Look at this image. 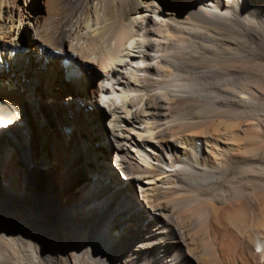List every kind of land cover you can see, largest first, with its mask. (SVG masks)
<instances>
[{
  "label": "bare ground",
  "instance_id": "6f19581e",
  "mask_svg": "<svg viewBox=\"0 0 264 264\" xmlns=\"http://www.w3.org/2000/svg\"><path fill=\"white\" fill-rule=\"evenodd\" d=\"M27 1L0 0V54L6 63L0 64V118L9 128L0 133V264H138V260L139 264H230L217 257L208 233L194 253L186 246L178 219H173L175 231L169 223V216L178 210L209 201L196 193L209 190L217 179L230 182L237 198L234 208L223 213L240 237H230V253L239 246L244 257L240 264L246 262V253L250 264H264V142L259 130L247 122L238 134L232 121L226 122V132L213 148L210 131L197 132L202 122H184L181 112H171L172 105L183 107L188 88L195 99L194 113L218 109L198 99L200 80H211L224 92L219 83L230 81H252L264 90V67L250 60L254 53L249 51V41L256 42L264 56V0H74L75 13L60 32H49L28 11ZM29 30L30 47L24 44L25 50L15 53L21 44L18 37ZM195 33L199 40H193ZM223 34L232 40L219 42ZM65 52L70 61L67 69L58 62ZM62 87L72 92L60 91L58 96ZM232 94H228L231 99L219 98L221 106L248 104L247 95ZM42 104L54 113L58 130L67 123L72 126L71 137L64 131L63 148L69 159L112 178L116 187L140 184L141 210L156 214L155 222L140 218L132 234L116 246L118 238L108 233L102 206L77 202L75 185L60 163L61 135L55 140L47 134V126H52L42 119ZM96 113L104 119L107 137ZM106 140L115 152L110 154L113 163L97 156H107L111 146ZM131 148L142 164L129 154ZM55 176L65 191H59ZM178 176L187 188L175 184ZM170 187H191L195 196L166 197ZM116 194L114 190L108 195ZM61 210L72 217L58 218ZM218 210L211 207L212 224L220 220ZM94 224L103 231L92 236ZM77 231L80 236L71 241L70 233ZM87 245L98 250L95 256L87 252ZM125 253L128 259H123Z\"/></svg>",
  "mask_w": 264,
  "mask_h": 264
},
{
  "label": "rangeland",
  "instance_id": "374dc122",
  "mask_svg": "<svg viewBox=\"0 0 264 264\" xmlns=\"http://www.w3.org/2000/svg\"><path fill=\"white\" fill-rule=\"evenodd\" d=\"M28 1H27L28 2L27 4L31 5V7L28 11H32L34 14H36L37 15L36 17L39 18L40 21L43 22V25L45 26V28L47 27L46 29H48L49 32H53V31L54 32L55 31L60 32V30L63 28V26H65V24H67L69 19H71L73 14L75 13L74 5H75L76 1H74V0H72V1L71 0H33V2H31L32 0H28ZM32 7H33V9H31ZM68 14H70V15L68 16ZM50 27H55V28L51 29ZM54 29H56V30H54ZM31 35H32L31 30H29L27 33L24 31V33L18 37L17 42L21 43L22 45L27 44L28 47H30L29 46V44H30L29 39L31 38L30 37ZM193 35H194V36H192V38L194 37L193 40L194 39L199 40L198 34L195 33ZM224 36H225V39H224ZM220 37H222L223 39ZM220 37H219L220 40L217 39L219 42L231 41L233 38L231 35L227 36L226 34L225 35L223 34ZM64 41L66 42L65 43V46H66V44H68V40L64 38ZM249 42H250L249 44L251 46L249 51L251 50V52L254 53V55H251L252 58H250V60H252V62H255V65L259 63L258 65H260L261 67H264V56L262 55L261 50L256 47L257 43L252 42V41H249ZM253 46H254V48H253ZM244 49L246 50V47H244ZM256 53H258V54H256ZM206 80L207 79L202 80V81L200 80V86L199 87H200V90L202 91V93H201L202 95H201V98H198V99H202L203 102H209L210 101L212 104H214L212 106V104L209 102L211 105L210 107L211 108H213V107L217 108L218 107V109L212 110L209 108H202L201 113H200L201 115L199 113H197V114L194 113V111H196V110H194V109L191 110V108H193L191 103H193L195 101V99H193L192 94H190V92H188L190 90L188 88L189 90L186 89V91L183 92L184 95H183V98L181 100L183 103V105H182L183 107H179L180 108V110H179V108L176 109L174 107L175 105H172L171 106V110H172L171 112H173L172 114H177V113L181 112V114H183V120L182 121H184V122L193 121L194 119L202 122V124H201L202 126L200 125V127L198 129L196 128L197 132H200L201 130L204 131V129L206 130V133H208L210 131V133H208V134H212L211 135L212 138L208 139V140L211 141V143L214 145V146L211 145L213 148H217V145H219L218 144L219 141H216V139L217 140H218V138L221 139V137L223 136L222 132L223 131L226 132L225 130H223L224 123L230 122V121H232V123L234 124V127H233L234 131L236 130V133H238V134H240V132L242 131V127L247 122H250V123L253 122L252 124L256 127V129L259 130L258 133H259V135L261 134L262 140L264 142V90L262 91L260 88L257 87L256 83H254L252 81L251 82L247 81V83H246V81H241V82L240 81H238V82L230 81L232 83L227 82V84L230 83L228 85L226 83H222V82L219 83L220 85L226 84L225 86L219 85L220 88L225 87L226 92H224L223 89L219 90L214 83L211 84V80H208V81H206ZM186 82H188V81H184V84L185 85L187 84V86H185V87H188V83H186ZM201 82L202 83L204 82V83L202 84ZM241 83H243V84H241ZM248 83L251 85H249ZM244 84H246V85H244ZM248 86H249V88H247ZM242 87L243 88L245 87V88L242 90ZM230 89H232L233 92ZM259 89H260V91H259ZM221 90H223V91H221ZM60 91L66 93V94H70L72 92L71 90L65 91L64 87H62V89L60 88V90L57 91L58 96H59ZM228 91H229V93H228ZM236 91H237V93H243V95H245V96L247 95L246 98H248V104L239 106L242 109H240L238 107L237 108H234V107L228 108L225 106H221L222 104L219 101L220 100L219 98L222 97L221 98V100H222L223 98L230 97V99H231V98H233V96L231 97L230 95H233L232 93H235ZM203 92H204V94H203ZM227 93L230 95H228ZM206 95H207V97H206ZM208 96H209V98H208ZM205 99L206 100L208 99V100L205 101ZM216 104H217V106H215ZM39 108H41V111L44 114L43 115L44 118L42 117V119L43 120L45 119V121L50 123L52 126V128H50V127L48 128V126H47V129H48V131L46 130L47 134L51 133V136L55 140H56V138H59V135H61L60 140L62 138V141H59V143L61 144L60 150L62 153V157L60 156L61 157L60 163H61V165H63L65 167V171L68 172L67 175L69 176V174H70L69 179L75 185L74 191L78 192L77 198H79L77 202L82 201V202H84V204L86 203L88 206L90 205L91 207H101L102 206L101 207L102 211H103L102 213L106 214V216L104 218V225L108 229L109 234H112V236L114 238H118V243L116 244V246H119L120 243L124 239H126L125 237L132 234L133 230L136 229V227L138 226V221L140 218H146L147 220L149 219V221L151 219V222H155V220L158 218V216L156 214L152 213L151 210H147V208H145L146 211L141 210V208H143L144 206H143V201L141 200V199H143V195L141 193V185L140 184H138L136 182H132L131 185L127 186V187H122L120 185L116 187L111 182L112 178L105 176V175L103 176V174H101V172L98 174L93 173L91 171V169H88L84 163H80L78 160L77 161L76 160H70L69 159V157H70L69 152L64 150L63 143H66L65 134H64V131H66L65 129L68 130L66 135L68 137H71L72 131H71V128H69L71 125L69 123H67L63 126L64 129L58 130L57 127H59V126L56 125L55 115L51 111V109L46 104L40 105ZM229 109L230 110L234 109L237 111H236V113H234V112L232 113V112H230ZM239 110H241L242 112H239ZM205 111H207V113H205ZM99 113H96L97 114L96 117L98 118V122L100 123V126L103 129L104 135L106 136L107 134H106V131H105V128L103 125L104 119L101 116V114L98 116ZM223 116H225V117L223 118ZM196 117H198V118H196ZM46 122L44 123V126L47 124ZM235 125H236V127H235ZM49 129H50V131H49ZM212 131H213V133H212ZM55 135H56V137H55ZM30 142L33 143V141H31V140H30ZM107 143L109 146H111V147H109V152L106 153L107 156L105 155V157H103V155H101V154H97V156L99 158H105L108 162L113 163V159H110V154L113 155V153H115V152L113 151L112 143H110V141H107ZM206 147L207 146H204L205 150H207ZM95 149L97 150L98 148L95 146ZM129 150H130L129 154L134 157L135 162H137L138 164H142L141 160H139V158L136 157V154H137L136 150L134 148H131ZM212 151H214V150L212 149ZM140 154L143 155V152ZM149 161H152V160L149 159ZM136 166H139V165L136 164ZM131 168L136 169L135 167H131ZM143 169H146V168L143 167ZM31 174H34V172L30 171V175ZM40 174H44V175L50 177V175H48L47 172L41 171ZM55 178L60 183V184H58L60 190L59 189L58 190L60 192L65 191L64 185L60 181L59 177L55 176ZM182 179L180 178V176L176 177L175 184H177L178 186H182V185L185 186L186 185L185 188H187V184H185L186 181L184 179L183 180ZM179 181H182V182L180 183ZM91 182H93L92 185H91ZM219 183H221V184H219ZM224 183H227V184H224ZM107 186H109L111 188V190L110 189L106 190L105 188ZM223 186H226L225 187L226 191L223 190L224 189ZM230 186H231L230 182L228 183L226 181V179H221V181L217 179L214 181L212 188H210L209 190H203L204 189V188H202L203 186L199 187L202 189L197 191L198 193H196V196L200 197V198L203 197L205 199L209 198L211 200V201L209 200L211 202V204H209V201H207L208 203L207 202L204 203V201H203L204 204H202V202H199L197 204L195 203L196 205L192 204L193 206H195V208L192 205H190L192 207L189 206V207L183 208L181 210H178L176 213L171 214L169 216V220H170L169 223H170V226L172 229L174 227V231H175L177 226L175 227L174 225L177 222L176 224H178L180 226V228L183 230V235H184V238L186 241L185 242L186 246H190L192 248V251H194V253H198L200 251L201 240H202L204 234L208 233L209 237L212 238L215 242V245H214L215 251H216V253L218 255L217 257L219 259H221L224 262L226 260L230 264H232L231 258H233L234 264H240L244 260V257H242V255H241L240 247L239 246L236 247L235 248L236 251L233 253H230V250H229V239H230V237H235L237 240L240 239V237L237 234L235 227H233L231 224H229L223 218V216H224L223 213H225L226 211L229 212V211H231V209L234 208V202L235 201H233V200H237V198L234 199V197L232 195V189L233 188ZM251 186L248 185L247 189H249V188L251 189L252 188ZM228 187L230 188V190ZM189 188H191V187H188V189H186V190H183V189L178 190V188L170 187L167 190L168 192L166 191L165 192L166 194H164V195L166 197H169V198L177 196L178 194L179 195L183 194V196L193 194V196H195V192L193 191L194 189L193 188L189 189ZM227 188L230 192H228ZM114 190L117 192L116 197L114 195L109 196L108 194ZM4 191H6V190H4ZM246 192H248V191H246ZM209 193H211V195H209ZM230 195H232V196H230ZM248 195H249V193H248ZM248 195L246 194V196H248ZM124 196H125V198H123ZM209 196H211V197H209ZM248 198H250V196ZM118 201H120V203ZM130 201L134 202L133 205L131 204ZM122 202L123 203L126 202L129 206L128 207L122 206L121 205ZM198 207H199V209H198ZM211 207H214L216 210L219 209L217 212L218 219H220L219 220L220 223L218 222L219 224L218 223H214V224L211 223V221L214 218L213 214L211 213ZM103 208H104V210H103ZM149 211H150V213H149ZM61 213L58 216V218L69 219L72 217V216H70V214L64 215L63 214L64 210H61ZM71 215H72V213H71ZM73 215L75 216V214H73ZM118 215H120V217H119L120 220L114 219V216L116 217ZM220 215H221V218H220ZM210 216H212V217H210ZM173 217H175V218H173ZM176 218L178 220H176ZM173 219H175L176 222ZM172 221H174V222H172ZM197 222H199L200 225L195 226ZM85 225H87V224H85ZM208 226L209 227L211 226L210 230H208ZM219 226H220V228H219ZM95 227H97L96 224L90 226V229H92V231L90 230V232H91L90 234L92 236L100 233L102 228H103L102 227L101 229H96ZM197 227H199V229ZM217 229H219V230H217ZM119 231H121V233ZM195 232H197V233H195ZM115 233H117V235H115ZM72 234H75V235H72ZM72 234L70 233L71 238L69 237V239L71 241H75V239L77 240V238L80 236L81 233H80V231L79 232L77 231V232H73ZM87 235H89V234H87ZM200 238H201V240H200ZM246 240H247V238H246ZM86 248H87V252L90 253V256H95L98 252V250L95 249L93 246L91 247V245H89V246L87 245ZM97 248L100 250V248H101L100 242L98 243ZM178 252H182L181 248H178ZM246 252H248V250ZM147 258H149V256H147ZM123 259H128V256L126 255V253H125V256L123 257ZM245 261L246 262L243 264H250L251 263L250 258L247 255V253H246ZM136 263L139 264V263H141V261L138 260Z\"/></svg>",
  "mask_w": 264,
  "mask_h": 264
}]
</instances>
